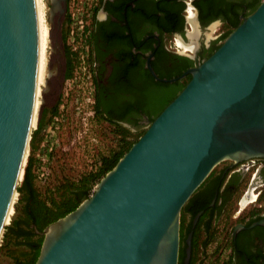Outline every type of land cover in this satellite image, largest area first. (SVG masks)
Returning <instances> with one entry per match:
<instances>
[{
    "label": "water",
    "instance_id": "obj_1",
    "mask_svg": "<svg viewBox=\"0 0 264 264\" xmlns=\"http://www.w3.org/2000/svg\"><path fill=\"white\" fill-rule=\"evenodd\" d=\"M47 5L56 28L50 52L63 60L65 0ZM38 55L36 0H0V239L43 107L31 127ZM150 58L146 69L155 80L174 81L157 79ZM56 70L48 64L46 77ZM186 74L183 88L91 195L35 231L42 239L34 264H177L180 209L210 171L225 160L264 159V0L176 79Z\"/></svg>",
    "mask_w": 264,
    "mask_h": 264
},
{
    "label": "flooded vegetation",
    "instance_id": "obj_2",
    "mask_svg": "<svg viewBox=\"0 0 264 264\" xmlns=\"http://www.w3.org/2000/svg\"><path fill=\"white\" fill-rule=\"evenodd\" d=\"M261 1L98 0L90 67L102 122L120 124L131 133L147 127L189 75L176 78L198 66ZM209 26L216 27L214 36L204 35ZM175 38L185 53L172 50ZM150 54L154 76L174 81L150 75ZM64 72L63 59L47 89L53 106ZM177 264H264L263 158L222 161L191 194L179 212Z\"/></svg>",
    "mask_w": 264,
    "mask_h": 264
},
{
    "label": "trees",
    "instance_id": "obj_3",
    "mask_svg": "<svg viewBox=\"0 0 264 264\" xmlns=\"http://www.w3.org/2000/svg\"><path fill=\"white\" fill-rule=\"evenodd\" d=\"M95 12L96 9L94 10L91 18V24H93L94 22ZM161 28H163L167 34L171 33L167 26L163 25L161 26ZM176 31L178 30L176 29ZM231 31H228L224 34V36L222 37V41ZM64 37L65 32L62 33L61 40L63 42L65 60L64 79H66L69 76L71 70V63L66 48L64 47ZM49 40H51V30L49 31ZM216 49L217 47L209 52L205 59ZM149 87L157 88L165 86ZM55 108L56 104L50 110H43L40 114V119L38 121L37 127L31 131L30 139L28 142L29 154L26 160V164L23 168L22 179L16 187L17 200L16 203L13 204V212L14 214H16L18 212V204H23L21 208V223L24 226H27L28 230L27 232H22L17 222L15 223V221L11 219V226L5 227L2 234L1 241L3 245L10 236L16 239L22 238L25 241V246L29 250V253L26 254V257L22 262L16 264H34L42 239L41 236H36L35 231L42 232L43 229L50 223H53L57 219H60L66 214L72 212L80 202L87 199L89 197L92 186L96 184L115 165L118 159L145 131V129H143L142 131H139L137 133H131L128 129L124 128L120 124L110 123V125L113 127L112 133L115 139V146L108 155L98 157L97 163L93 170L82 174L77 180H64V182H62V184L58 186H54L53 188H50L49 190H46L44 192H38L33 185V179L30 172L32 156L41 137L40 132L44 126V116L48 114L49 117H51L54 114ZM160 108H162V106H159L158 110H160ZM93 112V119L95 121H102L103 118L101 117L100 112L97 109L95 92ZM33 237L35 238V240H31V238Z\"/></svg>",
    "mask_w": 264,
    "mask_h": 264
},
{
    "label": "rangeland",
    "instance_id": "obj_4",
    "mask_svg": "<svg viewBox=\"0 0 264 264\" xmlns=\"http://www.w3.org/2000/svg\"><path fill=\"white\" fill-rule=\"evenodd\" d=\"M67 1L65 0V12L64 17L60 24V39L63 32H66V26H67V16H66V6ZM79 4L85 5L86 3H89L87 0H76ZM45 2V3H44ZM98 0H92L93 3H97ZM43 3L45 7L47 8L48 12V5L47 0H43ZM97 7V6H96ZM50 24V23H49ZM51 30V39H55V20L53 23L49 25ZM210 27V26H209ZM49 30V31H50ZM192 31V29H191ZM190 29L187 30V32L191 33ZM218 31H216V27H210V30L208 32H204V35L214 36ZM188 33V34H189ZM200 35V31L197 30L196 37ZM172 43V40L169 39ZM194 41V39H193ZM192 41V43H193ZM62 47L63 42L61 40ZM175 46H171L172 50H177L182 53H185L184 47H182L179 43L177 38L173 41ZM190 41L188 38V42H186V45H189ZM178 46V47H177ZM180 46L182 48H180ZM49 62L56 63V72L52 77H45V84L43 83L40 85V91L37 96V107L35 110V117L34 121L38 112V108L40 106V103H42V109L45 108L46 110H49L53 106V101L49 99V93H47L48 86H51L54 82L55 78L58 75L59 66L61 63V58L58 57V55L53 54L50 52V40H49V55H48V64ZM47 64V68H48ZM47 72V70H46ZM47 74V73H46ZM50 82V83H49ZM63 83V82H62ZM61 83V84H62ZM46 86V88L44 87ZM62 86V85H61ZM45 88V92L42 94L41 90ZM61 92V90H60ZM59 92V94H60ZM75 95H77V92H73L71 97L73 98ZM41 99V101H40ZM44 109V110H45ZM67 122L61 123V126L57 133V140H58V148H56L54 156H53V166H52V176L50 181L46 186H38L33 182L34 187L38 192H44L46 190H49L50 188H53L54 186H58L64 182V180L74 181L77 180L82 174L89 172L90 170H93L95 168V165L97 163V159L99 156H105L108 155L109 152L114 148L115 146V139L112 133L113 127L111 125H107L106 123L102 121H95L94 119H84V120H74L73 113L71 110H67ZM49 115L46 114L44 116V126L49 122ZM43 126V127H44ZM146 128V127H145ZM137 129L134 133H137L139 131H142L143 129ZM43 129H41V136ZM32 131V130H31ZM41 139V137H40ZM40 141V140H39ZM25 164V163H24ZM24 168V167H23ZM20 183V182H19ZM95 185V184H94ZM92 186V188L94 187ZM92 188L90 190V194L92 193ZM17 200V194L15 195L13 204L16 203ZM23 204H18V212L14 214V212L11 210L9 221L5 227H10V220L13 219L15 223L17 222L18 226L20 227V230L22 232H27L28 228L27 226H24L21 223V208ZM38 236V235H36ZM39 237V236H38ZM2 239V238H1ZM0 239V264H16L19 262H22L26 254L29 253V250L25 246V241L22 238H14L9 237L5 244H2V241ZM31 240H35V238H31Z\"/></svg>",
    "mask_w": 264,
    "mask_h": 264
},
{
    "label": "built area",
    "instance_id": "obj_5",
    "mask_svg": "<svg viewBox=\"0 0 264 264\" xmlns=\"http://www.w3.org/2000/svg\"><path fill=\"white\" fill-rule=\"evenodd\" d=\"M96 6L97 3L92 4V0L85 5L76 0L67 1L64 47L70 58L71 70L63 80L54 114L43 127L41 139L32 156L30 172L38 186H46L51 179L53 156L59 146L56 135L61 123L68 121L67 110H71L75 121L93 119L95 88L90 67V40L91 18ZM73 92H77V95L72 98ZM28 154L27 147L25 164Z\"/></svg>",
    "mask_w": 264,
    "mask_h": 264
},
{
    "label": "bare ground",
    "instance_id": "obj_6",
    "mask_svg": "<svg viewBox=\"0 0 264 264\" xmlns=\"http://www.w3.org/2000/svg\"><path fill=\"white\" fill-rule=\"evenodd\" d=\"M36 2H37L38 21H39V55H38L37 79H36V98H37L39 91H40L39 86L42 85L43 83L45 84V77L47 73L46 70H47L48 55H49V30H50L49 25L50 24L47 19L48 18L47 11H46L47 8L44 5L45 2L43 3V0H36ZM54 20H55V17L52 19L51 23H53ZM50 46H51V40H50ZM36 107H37V99L35 100L34 115H33L31 127H33L34 125ZM10 213H11V210L9 211L6 224L9 221Z\"/></svg>",
    "mask_w": 264,
    "mask_h": 264
}]
</instances>
